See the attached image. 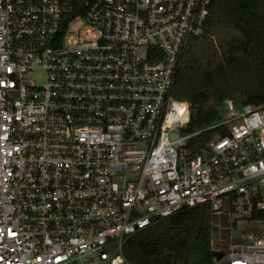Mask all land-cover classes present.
<instances>
[{
	"label": "built area",
	"instance_id": "2783aa9c",
	"mask_svg": "<svg viewBox=\"0 0 264 264\" xmlns=\"http://www.w3.org/2000/svg\"><path fill=\"white\" fill-rule=\"evenodd\" d=\"M211 1L0 0V264H130L129 237L201 205L230 224L215 264H264V218L231 239L264 213V105L225 100L193 155L171 95Z\"/></svg>",
	"mask_w": 264,
	"mask_h": 264
},
{
	"label": "trees",
	"instance_id": "16d2710c",
	"mask_svg": "<svg viewBox=\"0 0 264 264\" xmlns=\"http://www.w3.org/2000/svg\"><path fill=\"white\" fill-rule=\"evenodd\" d=\"M171 95L189 104L184 132L218 120L227 99L264 105V0L211 1L202 34L190 37L179 56ZM219 131L192 136L190 153H200ZM256 218L264 213L245 217ZM229 226L228 217L212 214L208 205L182 209L133 234L122 253L130 264H215L211 236L226 238Z\"/></svg>",
	"mask_w": 264,
	"mask_h": 264
},
{
	"label": "rangeland",
	"instance_id": "374dc122",
	"mask_svg": "<svg viewBox=\"0 0 264 264\" xmlns=\"http://www.w3.org/2000/svg\"><path fill=\"white\" fill-rule=\"evenodd\" d=\"M260 225H262L259 222H256L255 220H248V219H243L237 222V225L235 228L231 230V239L233 242H240L241 241V235H243L245 232L249 230H254L256 231ZM214 236V235H213ZM212 238V236H211ZM214 239V238H213Z\"/></svg>",
	"mask_w": 264,
	"mask_h": 264
},
{
	"label": "water",
	"instance_id": "95a60500",
	"mask_svg": "<svg viewBox=\"0 0 264 264\" xmlns=\"http://www.w3.org/2000/svg\"><path fill=\"white\" fill-rule=\"evenodd\" d=\"M171 136H172V137H175L176 134H172ZM216 257L219 258V257H220V254H216Z\"/></svg>",
	"mask_w": 264,
	"mask_h": 264
}]
</instances>
